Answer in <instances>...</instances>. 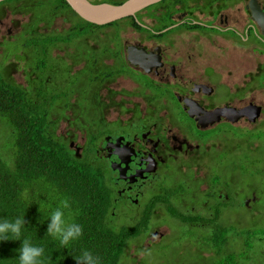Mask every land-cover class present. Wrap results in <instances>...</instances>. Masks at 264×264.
Returning <instances> with one entry per match:
<instances>
[{"label": "flooded vegetation", "instance_id": "obj_1", "mask_svg": "<svg viewBox=\"0 0 264 264\" xmlns=\"http://www.w3.org/2000/svg\"><path fill=\"white\" fill-rule=\"evenodd\" d=\"M48 4L0 3V71L32 96L45 94L51 129L76 157L101 167L111 224L139 225L151 211L135 246L150 245L158 232L161 242L176 228L195 244L187 253L181 244L185 258L264 264V251H249L251 231L262 226L243 215L261 209L259 193L239 188L233 195L242 200L232 201L224 176L239 144L264 162V31L251 0L162 3L135 16L145 31L128 22L86 29L64 6ZM244 167L245 158L237 168ZM172 174L175 185H166ZM169 206L175 226L166 219ZM122 213L131 223L117 224ZM210 227L214 235L203 232ZM144 254L138 249L132 259L139 264ZM121 262L131 264L126 255Z\"/></svg>", "mask_w": 264, "mask_h": 264}, {"label": "trees", "instance_id": "obj_2", "mask_svg": "<svg viewBox=\"0 0 264 264\" xmlns=\"http://www.w3.org/2000/svg\"><path fill=\"white\" fill-rule=\"evenodd\" d=\"M17 1L19 0L4 2ZM27 1L40 5L49 3L46 6L54 3L64 6L84 23L86 29H100L128 21L133 29L146 30L135 16L99 25L81 17L67 0ZM184 1L162 0L146 9L152 10L154 6L158 8L162 3L170 7V4ZM170 23L172 22H166L158 28ZM193 27L200 26H188ZM23 44H30V41L25 39ZM17 85L0 71V127L3 122L6 140L12 143L7 149L9 156L0 149V216L14 218L26 215L29 223L24 235L30 237L33 243L45 247L46 256L50 257L48 264H77L74 255H79L82 249H89L99 255L103 264H122L121 259L131 241L149 227L151 211L148 219L145 218L139 225L116 229L111 224L109 187L99 177L101 167L76 157L62 137L51 129L45 94L34 97ZM248 151L253 154V149L249 146ZM173 192L171 190L169 194L172 195ZM53 196L69 197L76 213L75 220L83 225L84 234L71 245V250L61 247L58 241L46 235L48 221L45 217ZM168 208L172 216L178 215L173 207ZM255 233L258 234L259 230H252L249 237L256 235ZM20 244L21 241L14 240L0 243V264H15V257L18 255L16 250ZM204 244L209 246L207 241Z\"/></svg>", "mask_w": 264, "mask_h": 264}, {"label": "rangeland", "instance_id": "obj_3", "mask_svg": "<svg viewBox=\"0 0 264 264\" xmlns=\"http://www.w3.org/2000/svg\"><path fill=\"white\" fill-rule=\"evenodd\" d=\"M92 1H103V0H92ZM157 9L158 8H156V11H157ZM147 11L152 12V11H150V9ZM127 22L128 21H124L118 25L107 26L105 28L121 29L122 27L126 26ZM232 44H234V43H231L230 45H232ZM4 62H5L4 58H1L0 67L4 65ZM39 90L40 89H38V91ZM4 123H6V122L4 121ZM232 133H234L237 137L241 136V133H239V132H232ZM6 136H7L6 130H5L3 122H2L1 127H0V149L4 150L5 155L9 156L7 149H8V147H10L12 145V143L8 142L6 140ZM257 141L259 142L260 140H257ZM261 141H264V137L261 138ZM11 157H13V155H11ZM263 157H264V155L261 157V159ZM244 158H245V167L241 168V169L236 168L237 173L233 174L232 171L234 170L235 166L239 165L241 167V160ZM256 158H254V154L251 155L249 153L247 143L244 145H241V144L237 145L235 148L231 149V151L229 153L230 169L228 167H226V172H225L224 176H225L226 181H229V187L228 188H229L230 194H232V195L239 188H243V192L245 193V195H250L252 191H255V192L257 191L259 193L260 201H258L255 204V207H261V209L258 211L255 208H253V210L244 211L243 215H244V218L246 219L247 223L259 222L260 226H262L261 229H255V230H259V233L255 236L253 235L251 237V240L253 243L252 246H254V247L249 251L263 252L264 251V166H262L261 163H264V162L259 163L258 161L255 160ZM253 162H254V164H253ZM242 171L245 172L244 177L240 176ZM233 175H234L236 180L242 181L244 183L232 180L231 177ZM163 181L166 183V185H173L174 186L175 182H176L175 175L172 174L169 177H165V178H163ZM251 183H252V185H251V187H249L248 185ZM166 187H168V186H166ZM242 198H243L242 195L241 196H235V197L233 195L232 201L239 202L242 200ZM164 211L165 212L160 213L162 216L167 214V211H168L167 207L164 208ZM169 214H170V212H169ZM175 217L176 216L171 215L170 218L169 217L166 218L167 222L172 223L171 225H174L175 220H176ZM230 218L232 219L231 216H230ZM161 220H163V218H161ZM131 221H132V219L130 217L124 215L123 213L116 219L117 224H120V225L131 223ZM176 230H177L176 228H172V230L170 229L167 233V236H169V237L164 239L161 242L155 241V240H158L160 238L159 232L157 235L155 234L153 238H150V240H153L150 242V245H148L146 242H143L138 247V246H135L136 242H132L128 246V248L126 249V252H125L126 257L129 259L131 264H134L135 262L137 264V261L132 259V253L138 249H144L145 254H144V257L139 261V264H223V262H221V260L215 261L214 258H203V260H199L198 257L185 258V255L184 256L180 255V254L178 255V253L180 251L181 244L184 247L186 245V243L189 242L190 240L188 241L187 238H185L183 240L186 233L179 232L177 235ZM214 230H215V228L210 227L209 229H206L205 231L203 230V232H205V233L211 232L210 233V235H211L215 232ZM178 236H179V238H178ZM196 238L198 239L197 235H196ZM193 246H195V244H192V246L186 245L184 248L182 247L183 248L182 252L183 253L190 252L194 248ZM203 246L206 247L205 244H203ZM244 263L245 264H258V261L257 260H246V261H244Z\"/></svg>", "mask_w": 264, "mask_h": 264}, {"label": "clouds", "instance_id": "obj_4", "mask_svg": "<svg viewBox=\"0 0 264 264\" xmlns=\"http://www.w3.org/2000/svg\"><path fill=\"white\" fill-rule=\"evenodd\" d=\"M47 208L46 235L58 241L61 247L71 250V245L79 241L84 234L83 225L75 220L76 213L71 199L67 196H53ZM28 223L26 215H17L14 218L0 216V243L8 240L21 241L16 250L18 255L15 257V264H48L50 257L46 256L45 247L33 243L30 237L24 235ZM74 258L77 264H103L102 258L89 249H82Z\"/></svg>", "mask_w": 264, "mask_h": 264}, {"label": "water", "instance_id": "obj_5", "mask_svg": "<svg viewBox=\"0 0 264 264\" xmlns=\"http://www.w3.org/2000/svg\"><path fill=\"white\" fill-rule=\"evenodd\" d=\"M2 1L5 0H0V2ZM67 1L74 11L84 19L95 24L106 25L130 16H136L139 12L162 0H124L121 3L94 2L92 0ZM251 11L264 31V10L257 0H251ZM130 61L134 65L138 63L135 57H130ZM219 112H223V109H219Z\"/></svg>", "mask_w": 264, "mask_h": 264}]
</instances>
